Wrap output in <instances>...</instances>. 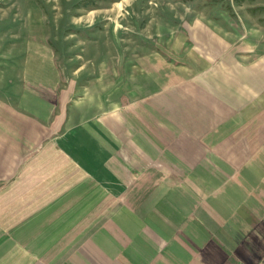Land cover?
I'll return each instance as SVG.
<instances>
[{
  "label": "crops",
  "instance_id": "crops-1",
  "mask_svg": "<svg viewBox=\"0 0 264 264\" xmlns=\"http://www.w3.org/2000/svg\"><path fill=\"white\" fill-rule=\"evenodd\" d=\"M183 31L0 45V264H264V43Z\"/></svg>",
  "mask_w": 264,
  "mask_h": 264
},
{
  "label": "rangeland",
  "instance_id": "rangeland-1",
  "mask_svg": "<svg viewBox=\"0 0 264 264\" xmlns=\"http://www.w3.org/2000/svg\"><path fill=\"white\" fill-rule=\"evenodd\" d=\"M204 24L230 38L256 29L264 43V0H0V45L36 42L66 61L135 58Z\"/></svg>",
  "mask_w": 264,
  "mask_h": 264
}]
</instances>
